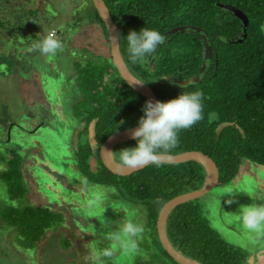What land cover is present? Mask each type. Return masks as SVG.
<instances>
[{"label":"trees","instance_id":"16d2710c","mask_svg":"<svg viewBox=\"0 0 264 264\" xmlns=\"http://www.w3.org/2000/svg\"><path fill=\"white\" fill-rule=\"evenodd\" d=\"M103 1L116 26L119 51L125 64L134 74H147L142 81L152 89L157 100L166 102L179 96L184 86H174L177 84L171 82L192 79L205 63L199 82L190 83L184 89L203 92L204 119L190 129L181 130L179 143L169 154L191 151L205 154L217 167V185H227L234 179L242 159L264 166V0ZM218 4L232 6L247 17L245 32L241 21L227 10L218 8ZM89 18L104 34L109 53L107 32L93 5ZM4 26L0 16V30L5 29ZM21 26L28 27V24ZM179 26L187 28L165 36V44L155 52L159 55V68L132 67L127 42L123 40L131 30L155 28L164 35ZM192 26L201 29V33L190 29ZM5 30L13 33L15 28ZM205 43L212 52L207 61L204 60ZM105 57H109V62L105 60L103 65L86 66L74 74L81 79V83L75 79L73 84L81 99L75 101L72 113L78 124L84 126L82 140L73 150L76 168L90 183L115 189L114 200L146 213L147 239L142 249L148 253V264H177L158 240V214L172 198L200 189L205 180L204 169L193 161L159 167L150 164L128 175L112 174L105 168L99 157L100 145L109 136L138 125L145 104V99L119 77L110 61V53ZM4 60L12 67H19L13 56L0 52V62ZM92 121L93 147L86 137ZM221 123L230 125L217 138L216 129ZM135 145V140L120 143L113 153ZM114 158L120 163L118 155ZM0 181L5 184L11 201L25 196L22 159L18 153H10L6 170L0 173ZM196 201L177 206L169 215L166 233L172 246L203 264H247L248 254L220 237L201 215ZM62 220L60 213L38 206L0 210V226L7 227L10 234L15 235L16 245L22 250L35 249L45 232L60 227Z\"/></svg>","mask_w":264,"mask_h":264},{"label":"rangeland","instance_id":"374dc122","mask_svg":"<svg viewBox=\"0 0 264 264\" xmlns=\"http://www.w3.org/2000/svg\"><path fill=\"white\" fill-rule=\"evenodd\" d=\"M91 4L90 0H0L4 28H15L13 33L0 30V52L10 54L19 64L12 67L8 61L0 62V173L6 170L10 153H18L26 190L22 199L11 201L0 181V210L30 205L63 216L60 227L46 231L31 250L18 248L15 235L0 226V264H95L93 254L105 248H112L114 255L102 257L99 264H148V253L142 249L146 231L138 238L135 251L106 239L128 220L145 227L146 213L114 200L115 189L90 183L76 168L72 135L78 122L72 107L81 96L73 84L81 79L74 74L109 60L105 36L89 18ZM25 23L29 28L34 25L28 30L21 26ZM51 31L59 32L55 38L63 44L62 50L55 56L34 50L33 44ZM226 186L240 191L231 205L225 201L232 197H219ZM97 198L102 206L90 208ZM252 203L264 204V166L246 159L240 161L230 183L215 186L195 202L220 237L250 258L264 253L259 246L264 240L255 248L249 246L234 214L240 206ZM103 209L102 218L94 217Z\"/></svg>","mask_w":264,"mask_h":264},{"label":"clouds","instance_id":"9594fccd","mask_svg":"<svg viewBox=\"0 0 264 264\" xmlns=\"http://www.w3.org/2000/svg\"><path fill=\"white\" fill-rule=\"evenodd\" d=\"M54 32L34 43L33 49L38 50L43 55L55 56L59 50H62L63 44L55 38L59 32ZM118 39L119 37H113L112 41ZM123 40L127 42L128 59L131 64L144 66L156 50L165 44L166 37L155 28L143 27L139 31L131 30ZM167 77L162 76L161 78ZM185 88L183 87L179 96L166 102L146 101L142 108L144 115L138 120V127L131 131V137L136 141V145L115 153H105L118 155L120 166L128 170H136L150 164L159 167L166 156L171 159L168 154L177 147L179 132L192 128L204 119L203 92H187L184 91ZM123 123L121 121V124ZM238 192L240 191L231 186H226L219 197L222 195L232 197L225 201L226 204L231 205L236 202L234 197ZM101 206L102 202L99 198L89 204L90 208ZM104 211L105 209L94 217L102 218ZM234 215L246 234L247 244L255 248L258 241L264 240V204L252 203L248 206H240L238 214ZM144 231L145 228L142 223L128 220L119 231L109 234L106 239L117 241L126 251H135L137 240ZM259 246L264 248V244ZM113 255L114 250L112 248H105L95 252L92 259L95 264H99L102 257L111 258Z\"/></svg>","mask_w":264,"mask_h":264},{"label":"water","instance_id":"95a60500","mask_svg":"<svg viewBox=\"0 0 264 264\" xmlns=\"http://www.w3.org/2000/svg\"><path fill=\"white\" fill-rule=\"evenodd\" d=\"M92 5L94 9L97 12V15L103 22L107 36H108V44H109V52H110V57H111V62L113 66L115 67L117 74L119 77L137 94L141 95L146 101H157L156 96L154 95L152 89L148 87L145 83L137 79L127 68L121 54L119 51V41H112L113 37H118L117 29L116 26L114 25L112 18L109 14V10L106 7L105 3L103 0H91ZM218 8L227 10L230 12L232 15H234L236 18H238L241 23H242V29L243 32H245V29L248 25V20L247 17L238 9L233 8L232 6L226 5V4H218ZM187 27L185 26H179L172 28L171 30L167 31L164 36L172 35L178 32H183L186 30ZM190 29L200 32L201 29L196 28V27H190ZM245 37V35H244ZM211 48L205 43V55H204V60H210L211 58ZM205 70V63L202 64V67L195 77H193L190 80L186 81H173L171 83L177 84L180 86H188L190 83H198L200 80V74H202ZM137 82H142V83H137ZM230 124L229 123H221L217 129V138L220 135L221 131L228 127ZM93 126H94V121H92L89 126H88V141L90 146H93L94 144V132H93ZM138 125L122 130L120 132H117L108 138H106L103 143L100 146L99 149V157L105 168L112 174L116 175H128V174H133L138 172L139 170L143 168H139L136 170H128L124 169L120 166V163H118L113 154H108L105 152H113L114 148L120 144V143H126L129 141H133L131 137V131L134 130ZM103 150V152H102ZM171 159H168L167 156L163 159L162 164H180V163H185L189 161H193L201 165L204 169L205 172V180L203 182V185L201 186L200 189L179 195L175 198H172L169 200L167 203L163 205L161 208L158 218H157V223H156V231H157V236L158 240L164 249V251L168 254L169 257H171L174 262L177 264H203L200 263L196 260L190 259L186 256H184L182 253L177 251L172 244L170 243L167 233H166V224H167V219L171 212L179 205H182L184 203L190 202L197 200L207 194L209 191H211L215 186L218 184V171L215 163L210 159L208 156L201 152L197 151H191V152H184L181 154L177 155H170ZM251 263L252 264H264V253L259 254L255 256V258H251Z\"/></svg>","mask_w":264,"mask_h":264},{"label":"flooded vegetation","instance_id":"af4514ba","mask_svg":"<svg viewBox=\"0 0 264 264\" xmlns=\"http://www.w3.org/2000/svg\"><path fill=\"white\" fill-rule=\"evenodd\" d=\"M200 33H201V31H200ZM111 59V58H110ZM123 60H124V62H125V59L123 58ZM141 67L142 68V70H151L153 67H157V68H159L160 67V59H159V55L158 54H154V55H152L150 58H149V60H148V62H147V64L146 65H144V66H141V65H132V67L133 68H137V67ZM128 67V66H127ZM128 69H129V71L137 78V79H139L140 81H142V79L143 78H145V77H147V74L145 73V72H143V73H140V74H134L133 73V71L128 67ZM143 82V81H142ZM144 83V82H143ZM155 95V94H154ZM130 96V95H129ZM133 100L135 101L136 100V98L134 97L133 98ZM137 101V100H136ZM145 102H146V100H145ZM39 117H40V115H38ZM83 124L82 123H80V124H78V126H77V129H76V133H74L73 135H72V143L74 144V145H76L77 143H78V141H81L82 139H81V136H82V129L84 128V126H82ZM9 127L10 126H7V128H6V133L8 132V130H9ZM88 134V133H87ZM86 137H87V142L89 143V141H88V135H86ZM101 146V145H100ZM93 147V146H92ZM99 149H100V147H99ZM253 258H255V256L253 257ZM246 263L247 264H252L251 263V258L249 257L248 259H247V261H246Z\"/></svg>","mask_w":264,"mask_h":264},{"label":"built area","instance_id":"2783aa9c","mask_svg":"<svg viewBox=\"0 0 264 264\" xmlns=\"http://www.w3.org/2000/svg\"><path fill=\"white\" fill-rule=\"evenodd\" d=\"M50 33H55V32H54V31H52V32H50ZM50 33H49V34H50Z\"/></svg>","mask_w":264,"mask_h":264}]
</instances>
